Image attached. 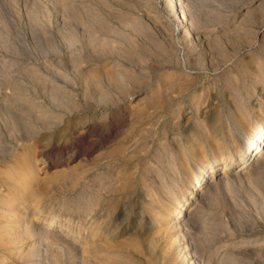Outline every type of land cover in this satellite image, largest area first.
Segmentation results:
<instances>
[{
  "label": "rangeland",
  "instance_id": "rangeland-1",
  "mask_svg": "<svg viewBox=\"0 0 264 264\" xmlns=\"http://www.w3.org/2000/svg\"><path fill=\"white\" fill-rule=\"evenodd\" d=\"M262 117L264 0H0V264H264Z\"/></svg>",
  "mask_w": 264,
  "mask_h": 264
},
{
  "label": "bare ground",
  "instance_id": "bare-ground-1",
  "mask_svg": "<svg viewBox=\"0 0 264 264\" xmlns=\"http://www.w3.org/2000/svg\"><path fill=\"white\" fill-rule=\"evenodd\" d=\"M261 120H262L261 122H263V125H264V117H262ZM254 139L255 138L253 137V138H250L248 140V142H245V144H244L245 148L243 149V151L246 152L247 151L246 149H248L249 147H251L252 142H253ZM262 142H263V146L261 147V149H264V140H262ZM258 146H260V144ZM258 146H252L251 147V150L248 152V154L245 157V159H243L241 162H238L235 165L236 167H235L234 170L237 173H243V172H245V169L248 168L247 167L248 166V163L250 161H252L254 158L259 157V154H261V153H260V148H258ZM208 167H210V168H208ZM218 167L221 168V169H228L229 168V164H227V165L221 164ZM202 171H205V173L207 172V175H206V177H205L204 180L202 178L204 176V174H202V176L200 177ZM215 171H216V165H215L214 162L209 163L206 167L202 168L199 171L198 175L196 176V178L194 179V181L191 184V187H190V190H189V195L186 196L182 200V202L179 205H177L173 209L172 212H170L168 214V219L170 220L169 223H171V225L173 227H175V226H176L175 228L178 227L177 226V225H179L178 224V222H179L178 219L182 218V216L184 215V213H186V211H187V209L189 208V205H190L189 203H193L194 202V201H192V199L195 198L196 194L200 191L199 189L202 188L203 183L206 182V179L209 177V175H211L212 173L214 174ZM185 203H187V205ZM184 205H185V207H184Z\"/></svg>",
  "mask_w": 264,
  "mask_h": 264
}]
</instances>
